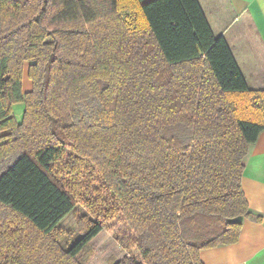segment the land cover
Listing matches in <instances>:
<instances>
[{
  "label": "trees",
  "instance_id": "obj_1",
  "mask_svg": "<svg viewBox=\"0 0 264 264\" xmlns=\"http://www.w3.org/2000/svg\"><path fill=\"white\" fill-rule=\"evenodd\" d=\"M263 129L264 86L198 0H0V264H84L108 227L110 264H203L264 219L241 187Z\"/></svg>",
  "mask_w": 264,
  "mask_h": 264
},
{
  "label": "crops",
  "instance_id": "obj_2",
  "mask_svg": "<svg viewBox=\"0 0 264 264\" xmlns=\"http://www.w3.org/2000/svg\"><path fill=\"white\" fill-rule=\"evenodd\" d=\"M198 1L213 33L226 39L245 79L253 75L264 84V0ZM27 68L28 63L23 68V92L32 87ZM12 108L20 122L24 103ZM241 187L249 209L264 218V129L249 146ZM200 258L203 264H264V219L243 218L236 242L202 249Z\"/></svg>",
  "mask_w": 264,
  "mask_h": 264
},
{
  "label": "rangeland",
  "instance_id": "obj_3",
  "mask_svg": "<svg viewBox=\"0 0 264 264\" xmlns=\"http://www.w3.org/2000/svg\"><path fill=\"white\" fill-rule=\"evenodd\" d=\"M246 81L250 87L264 86L253 75H247ZM83 213H86L84 207L80 203H77L74 209L60 221V227L66 231L60 238V243L64 247H68L81 235L78 231V218ZM113 232L114 230L110 227L104 228L94 240L83 248L80 259L84 264H110L124 254L125 250L119 246L117 240L114 238Z\"/></svg>",
  "mask_w": 264,
  "mask_h": 264
}]
</instances>
